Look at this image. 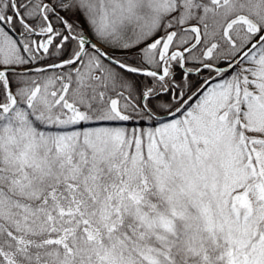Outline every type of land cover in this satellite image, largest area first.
Returning <instances> with one entry per match:
<instances>
[{
	"label": "snow or ice",
	"instance_id": "6c2138e0",
	"mask_svg": "<svg viewBox=\"0 0 264 264\" xmlns=\"http://www.w3.org/2000/svg\"><path fill=\"white\" fill-rule=\"evenodd\" d=\"M0 264H264V0H0Z\"/></svg>",
	"mask_w": 264,
	"mask_h": 264
}]
</instances>
